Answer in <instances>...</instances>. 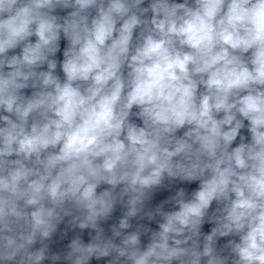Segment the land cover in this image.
I'll return each instance as SVG.
<instances>
[{
	"label": "clouds",
	"instance_id": "obj_1",
	"mask_svg": "<svg viewBox=\"0 0 264 264\" xmlns=\"http://www.w3.org/2000/svg\"><path fill=\"white\" fill-rule=\"evenodd\" d=\"M0 264H264V0H0Z\"/></svg>",
	"mask_w": 264,
	"mask_h": 264
}]
</instances>
